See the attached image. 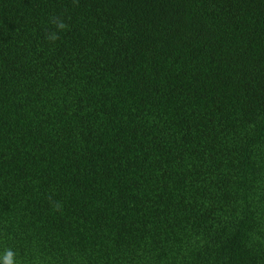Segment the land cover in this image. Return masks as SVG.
I'll return each mask as SVG.
<instances>
[{
	"label": "trees",
	"instance_id": "1",
	"mask_svg": "<svg viewBox=\"0 0 264 264\" xmlns=\"http://www.w3.org/2000/svg\"><path fill=\"white\" fill-rule=\"evenodd\" d=\"M7 251L264 264V0H0Z\"/></svg>",
	"mask_w": 264,
	"mask_h": 264
},
{
	"label": "clouds",
	"instance_id": "2",
	"mask_svg": "<svg viewBox=\"0 0 264 264\" xmlns=\"http://www.w3.org/2000/svg\"><path fill=\"white\" fill-rule=\"evenodd\" d=\"M53 23H55L56 28L58 30L62 31L68 28V25L64 23L62 20H60L59 18H56L55 20H53ZM45 38L50 41H55L59 38V33L58 32L50 33ZM12 257H13V253L11 251H7L4 257V264H13Z\"/></svg>",
	"mask_w": 264,
	"mask_h": 264
}]
</instances>
